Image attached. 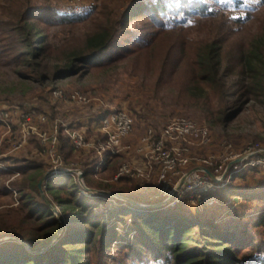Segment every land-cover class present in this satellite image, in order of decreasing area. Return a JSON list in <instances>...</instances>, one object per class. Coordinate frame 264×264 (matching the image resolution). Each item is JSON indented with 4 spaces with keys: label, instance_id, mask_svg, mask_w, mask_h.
<instances>
[{
    "label": "rangeland",
    "instance_id": "374dc122",
    "mask_svg": "<svg viewBox=\"0 0 264 264\" xmlns=\"http://www.w3.org/2000/svg\"><path fill=\"white\" fill-rule=\"evenodd\" d=\"M18 1L37 7L40 11L58 12L61 15L93 14L106 5L111 18L118 20L136 0ZM165 1L172 9L175 6H188L182 3V0ZM202 1L209 3L210 9L208 11L215 13L214 18H202L194 15L187 17L186 24L181 26L180 22L184 21L180 17L181 15H177L176 18H180L174 22L172 21L173 17L170 18V26L176 28L156 32V36L152 38L146 48L138 49L140 51L139 57L135 54L123 61L116 62L115 67L113 66L114 69L109 70L106 74L86 77L78 75L56 83L49 82L40 85L21 81L16 73L18 70L8 65H0V113H5L9 117L6 121L0 120V233L8 234L0 241L14 239L17 243L27 246L29 242L20 236L32 235L41 227V216L37 213V210L30 208L26 199L29 195L34 197L35 202H38V204H47L54 215L61 218L63 209L57 207V201L52 193L47 190V187L48 184L49 187H54L56 183L61 182L60 178H65L71 174L51 177L50 172L54 166L52 158L47 155V146L44 140L48 139L49 142L51 135L56 132L58 135L60 127H62L60 126L62 125L60 124L62 116L66 120H70L69 116L66 117L67 113L81 115L80 118H83L86 115H91L95 107H99L96 114H100L107 109L109 112L112 109H124L135 120L133 132L126 137L131 138V140L127 142V147L124 150L125 144L123 141L126 138L123 139L119 152L122 155L131 148L132 151L128 153L135 155L133 158L135 161H129L127 155L125 159L118 158L116 166L119 171L121 165L130 164L133 168L148 173L150 180L122 177L120 179L124 181L120 182V179L115 180L117 174L113 179L104 180L103 176H106V174L100 171L96 173V176L88 175V178L85 177L84 168L91 167L95 163L94 160L98 158L97 150L104 146L105 142L99 144L94 154L93 150L86 149L88 157L85 156L87 153L84 154L82 151L77 150L79 152L75 153L73 161L67 163L63 159V164L66 167L71 166L72 169L83 172L81 175L75 174L72 176L79 186L80 198L88 199L92 205H96L94 212L105 216V219L112 225L111 227H114L117 233V242L121 245L127 241H133L136 235L130 228L133 222L127 216L128 212L126 211L122 216L121 213L118 214V211L121 212L126 209L119 206L118 202L121 201L123 205H127V203L104 193L117 194L119 191H125V195H117L135 200L140 205L136 206L130 203L132 210L134 208L135 210L150 209L142 205L152 203L156 206L151 209L158 208V205L163 202L161 201L162 198L157 197L160 194L157 190V183L154 182L158 180V167L152 168L144 155L142 154V156L138 152V148L143 147V139L147 137L150 130L159 136L168 124L182 118L189 119L198 126L210 130L211 137L207 143L188 139L185 142L177 141L168 144L169 147L175 145V148L181 147L183 155L193 159V163H195L187 168H181L180 171L183 175H189L198 165L197 161L208 159L214 164H220L225 158L243 154L249 149H264V108L262 106L253 107L252 103H248L244 106L242 113L227 127H211L206 121L203 111L188 97L189 95L187 93L181 94V76H178V78L173 77L174 75L172 77L166 76L163 81H160L161 59L174 40V44L177 46H181L182 43L189 45L199 40H205L206 36L208 37L215 29H218V31H221V35L224 34V37L231 36L236 44H240L248 43L249 40L258 37L264 29V4L261 0ZM11 2L12 0H0V7L7 8L12 4ZM127 27H129V31L118 35L113 50L120 51L124 45L126 47H136L139 38L146 39L148 31L153 32L156 30L153 29L155 25H152L151 20L145 16L133 18L127 23ZM88 28L89 23L85 26V29ZM52 29L51 33H55L61 31L62 28L56 26ZM76 30H79V33L83 31L80 28ZM58 90L64 93L85 95L91 99V102L82 105L74 101L58 99L56 96ZM28 112H32L29 123L26 121L29 116L27 115ZM43 118L45 120H42ZM52 118L58 119L54 123L53 129L45 128L44 125L49 124ZM63 123L64 126L67 125L65 122ZM77 132L84 134L80 130H77ZM101 138L99 136V140ZM35 164L41 167L38 177L35 176L37 175L35 172L27 170L28 167ZM214 167L208 165L205 169L209 171L212 169L213 172H210L214 175L216 173ZM25 169L26 172L23 171ZM249 173H252L253 176H250ZM243 174H247L248 178L242 179L241 186L236 187H250L253 192L247 193V190L244 191L245 194L233 192L232 196L234 198L230 202L220 195L221 191H212L207 196L218 197V200L213 204L202 199H182L177 206L183 203L193 212L200 213L201 210V212H205V217L213 218L219 223L236 225L241 230L245 228L252 230L253 227L250 226L256 221L259 214L264 212V188H260L264 184V171L250 170L243 172ZM44 177L47 178L42 183V187H39L40 193L28 189L36 183L40 184ZM140 182L145 183V186H142ZM233 183L228 188L233 187ZM100 184L107 185L116 192H100L99 189L98 192L97 187ZM67 186L70 189L72 185L69 183ZM24 187H26V190H24ZM83 188H85V194L81 191ZM251 195L254 198L249 200L247 197ZM61 197L68 198V192L61 193ZM176 207L170 208L177 209ZM188 210L185 209L184 213L188 214ZM253 231L258 234L256 240L263 246L264 228H253ZM117 242L112 243L110 249L107 250L102 251L98 248L93 255L92 264H172L164 259L153 258L144 248H139L141 252L135 255L125 248L120 250L117 247ZM248 254L260 255L256 251Z\"/></svg>",
    "mask_w": 264,
    "mask_h": 264
},
{
    "label": "trees",
    "instance_id": "16d2710c",
    "mask_svg": "<svg viewBox=\"0 0 264 264\" xmlns=\"http://www.w3.org/2000/svg\"><path fill=\"white\" fill-rule=\"evenodd\" d=\"M261 1L264 4V0ZM11 3L7 8L0 7V65L18 70L21 81L40 85L78 75L108 73L116 62L135 54L139 57L138 49L146 48L156 32L176 28L170 26L172 17L173 22L182 17L181 26L186 24L187 17L215 16L213 11H208L209 3L202 0H182L188 6L173 9L165 0H136L118 20L111 18L106 5L94 15H61L40 11L18 0ZM177 15L181 16L176 18ZM137 16L150 19L156 30L148 31L146 39L137 37L136 47L124 45L120 51L113 50L118 35L128 32L127 23ZM87 23L89 28L85 29ZM56 26L62 28L61 31L51 33ZM78 28L82 33L76 30ZM220 32L215 29L205 40L189 45L177 46L175 40L171 42L161 59L160 81L166 76H181V94L189 95L211 127L225 128L242 113L246 104L264 108V29L258 37L240 44ZM58 137L62 158L67 163L73 161L75 153L70 139L63 131H59ZM100 138L98 145L106 142V137ZM116 161L117 156L106 157L104 180L113 179L117 174ZM27 170L38 177L41 167L35 164ZM94 173V168L85 171V177H93ZM72 176L60 178V183L47 187L57 207L63 209L61 218L55 216L47 204H38L31 195L26 198L30 208L41 216V227L32 235L20 236L29 242L27 246L14 239L0 241V264H92L98 248L107 250L117 242L114 227L105 216L94 212L96 205L80 198L79 186ZM38 184L28 189L40 193ZM97 189L116 192L103 184ZM65 192L68 198L61 197ZM233 192L230 187L220 195L231 202ZM117 194L125 195V191ZM118 205L126 208L118 214L128 212L133 222L130 228L136 234L133 241L123 245L117 242L120 250L125 248L135 255L144 248L153 258L172 264H264V245L259 244L258 234L253 231V228H264V212L252 223V230H241L239 226L205 217V212H193L183 203L177 209L135 210L132 207V210L131 204L123 205L121 201ZM185 209H189L188 214L184 213ZM2 233L0 240L8 235ZM255 251L260 255L248 254Z\"/></svg>",
    "mask_w": 264,
    "mask_h": 264
},
{
    "label": "built area",
    "instance_id": "2783aa9c",
    "mask_svg": "<svg viewBox=\"0 0 264 264\" xmlns=\"http://www.w3.org/2000/svg\"><path fill=\"white\" fill-rule=\"evenodd\" d=\"M56 96L58 99L74 101L82 105H87L91 102V99L85 95L64 93L61 90L57 91ZM31 113L28 112L27 114L29 115L26 119L28 123L30 122ZM8 118L7 114L0 113V120L6 121ZM42 120H45V118ZM60 124L64 126L62 121H60ZM98 126L99 131L106 135V143L97 150L100 162L96 169L101 167V161L106 156L112 157L119 154L123 139L128 137L134 130L135 120L126 110L114 109L104 115ZM64 127L66 130L67 126L65 125ZM67 134L74 150H80L88 146L87 139L81 132L67 130ZM210 134L211 132L208 128L200 127L195 122L182 118L176 119L168 124L159 136L150 130L147 137L143 139V147H139L138 152L144 155L152 168L155 166L158 167V180L154 182L157 183V190L160 194L157 197L163 199L161 203H164L165 207H176L177 204L181 203L182 199H202L213 204L218 200V197L207 196L210 192H223L228 189L231 183L236 180L237 176L243 174V172L245 173L250 170L264 171V149L253 148L243 154L227 157L220 164H214L208 159L197 161L198 165L194 170L189 175H183L180 169L187 168L195 163H193V159H189L183 155V149L181 147L175 148L176 145L169 147L168 144L177 141L185 142L188 139L200 143H207L210 140ZM47 140H44L47 146V155L52 158V164L54 166L50 172L51 177L62 174H83L82 171L74 170L71 166L66 167L63 164V158L59 152L57 132L51 135L49 142ZM208 165L215 166L216 173H214L213 177L205 171ZM122 177H127L128 179L141 178L140 180L145 181L150 180L148 173L135 169L130 164L120 166L115 180H119ZM81 191L83 194L86 193L85 188ZM205 196L207 197L204 198ZM145 205L156 206L153 203Z\"/></svg>",
    "mask_w": 264,
    "mask_h": 264
},
{
    "label": "crops",
    "instance_id": "0c3cea01",
    "mask_svg": "<svg viewBox=\"0 0 264 264\" xmlns=\"http://www.w3.org/2000/svg\"><path fill=\"white\" fill-rule=\"evenodd\" d=\"M97 108H99V107H95L93 110H92V113H91V115H86V116H84L83 118H80V116L81 115H75L74 113H67V115H66V117H68L69 116V119L70 120H66L65 119V117L64 116H62L63 118L60 120V121H63V122H65L67 125V128H66V130H65V127L63 126V125H60V126H62V127H60V131H63V133L64 134H66V136H68V134H67V130L68 131H77V130H80V131H82L83 133H84V135H85V137H86V139H87V142H88V146L87 147H85L84 149H81V150H79V151H82V153H84V154H86L87 152H86V149L88 150V149H91V150H93V154H94V152L96 151V148L99 146L98 144H97V140H99V136H104V137H106V135H104V134H102L100 131H99V123H100V121H101V119L104 117V115L106 114V113H108L109 112V110L107 109L106 111H102L100 114L99 113H97L96 114V112H97ZM112 110H114V109H112ZM111 111V110H110ZM55 118V117H54ZM54 118H52V120L49 122V124H47V125H44V127L46 128H49V129H53V127H54V123L58 120H55ZM55 120V121H54ZM58 134H59V132H58ZM95 137H97L96 139H95ZM59 138V137H58ZM68 138H69V136H68ZM70 139V138H69ZM129 140H131V138L130 139H128V138H126L124 141H123V143L125 144V147L123 148L124 150L126 149V147H127V142H129ZM106 143V142H105ZM104 143V144H105ZM122 143V144H123ZM59 145H60V140H59ZM60 150V149H59ZM79 151H77V150H74V153H76V152H79ZM83 151H85V152H83ZM132 150H131V148H129V150H127L126 151V153H123L122 155H118L117 156V159L118 158H120V159H125L126 158V156H127V159H129V161H131V162H133V161H135V159H133L134 158V156L135 155H133V154H129L128 152H131ZM81 153V154H82ZM88 155V153L85 155V156H87ZM88 157V156H87ZM107 157V156H106ZM96 158V157H95ZM105 160H106V158L104 159V160H102L101 161V168H99V169H96V167H97V165H98V163L100 162V160L98 159V158H96V160H94V162L95 163H93V165L91 166V167H86V168H84V175H85V171H89V170H91V169H93L94 168V170H95V173H94V175L96 176V173L97 172H103L104 174H106V169H105V166H104V164H105ZM143 167L145 166V165H142ZM146 170V169H145ZM250 174V176H253L252 175V173H249ZM71 175H73L74 176V173L73 174H71ZM93 175V176H94ZM212 177V176H211ZM246 179V178H248V176H247V174H241V175H238L237 176V178H236V180H235V182L233 183V187H231L235 192H240V193H242V194H245L244 193V191L245 190H247L248 192L247 193H251V192H253V191H251V189H250V187H245V188H241V187H239V188H237L236 186H241V184L243 183V181L241 182V180L242 179ZM260 178V177H259ZM141 183V182H140ZM141 185L142 186H145V183H141ZM261 187H263L264 188V184L263 185H261L260 186V188ZM258 189V188H257ZM256 189V190H257ZM98 190V189H97ZM98 192H99V190H98ZM100 192H104V191H100ZM255 192V191H254ZM233 198H234V196H233ZM152 208V207H151Z\"/></svg>",
    "mask_w": 264,
    "mask_h": 264
},
{
    "label": "water",
    "instance_id": "95a60500",
    "mask_svg": "<svg viewBox=\"0 0 264 264\" xmlns=\"http://www.w3.org/2000/svg\"><path fill=\"white\" fill-rule=\"evenodd\" d=\"M205 171H206L210 176L213 177V174H212L209 170L205 169ZM46 178H47V177H44V179H42V181L40 182V184H39V187H40V188L42 187V183L44 182V180H45ZM89 190H90V189H89ZM104 194L107 195V196L116 197V198H118V199H121V200L125 201V203H127V204H128V203H129V204H130V203H133V204H135V205H139L138 202H136L135 200L128 199V198H124V197H122V196H120V195H117V194H114V193L105 192ZM158 206H159V207H164L165 204H164V203H160Z\"/></svg>",
    "mask_w": 264,
    "mask_h": 264
},
{
    "label": "bare ground",
    "instance_id": "6f19581e",
    "mask_svg": "<svg viewBox=\"0 0 264 264\" xmlns=\"http://www.w3.org/2000/svg\"><path fill=\"white\" fill-rule=\"evenodd\" d=\"M142 205V204H141ZM136 206H140V205H136ZM142 206H146L145 204H143ZM146 207H149V208H151V207H155V206H146Z\"/></svg>",
    "mask_w": 264,
    "mask_h": 264
}]
</instances>
